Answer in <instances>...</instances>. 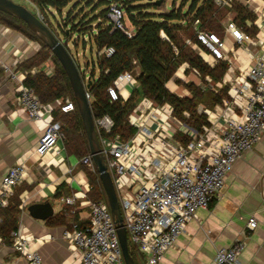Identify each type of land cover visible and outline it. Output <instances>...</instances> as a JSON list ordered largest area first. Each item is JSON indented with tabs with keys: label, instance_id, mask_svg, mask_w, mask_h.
Returning a JSON list of instances; mask_svg holds the SVG:
<instances>
[{
	"label": "built area",
	"instance_id": "1",
	"mask_svg": "<svg viewBox=\"0 0 264 264\" xmlns=\"http://www.w3.org/2000/svg\"><path fill=\"white\" fill-rule=\"evenodd\" d=\"M29 2L37 16L47 24L48 21H45L37 6ZM231 2L215 0L220 7L230 6ZM108 16L114 29H121L127 36H133V29H129L123 21L125 17L120 5L113 3ZM226 18L228 22L224 29L236 42L241 46L245 43H259L262 52L254 63L239 65L236 71L225 40L218 33L202 30L198 19L194 21L193 28L198 41L187 39L186 44L210 66L218 61H224L227 65L218 82H213L209 76L202 78L200 71L187 62L179 67L183 76L178 77L184 79L186 84L191 81L213 92L228 86V97L223 98L221 103L212 108L202 103L198 105L197 111L205 116L206 124L199 128L193 127L184 118L175 116L174 107L170 103H156L145 96L127 116V122L135 132L125 141L119 135H112L114 120L111 116L106 114L94 118L98 136L103 133L99 137L101 152L114 182L129 249H134L144 264L159 263L165 251L186 231L187 222L197 216L199 209L207 208L219 194L234 162L245 151L251 150L264 133V42L242 31L234 22L231 12L227 13ZM161 35L165 37L163 32ZM114 52V47L109 46L98 50L97 55L110 57ZM16 62L12 65L0 61V71L14 79L19 75L25 78L26 73L17 69ZM187 70L189 73H186ZM32 72H36V69ZM45 72L52 75L53 70L47 66ZM185 83L175 85L187 91L185 95L175 91L173 93L179 97H192ZM137 86V74L128 70L114 79L107 92L112 101L119 98L126 101ZM86 96L91 103L93 97L88 88ZM17 100L29 119L41 123L39 129L42 132L35 153L40 157L52 152L58 153L59 143L64 141L65 135L62 123L54 119V112L72 111L75 108L74 102L66 98L43 103L34 89L24 82L18 85ZM183 117L189 118V113L184 111ZM80 162L90 171L96 170L91 153L83 156ZM24 170L23 165L17 164L11 166L3 176L0 184V211L9 205L15 186L24 178ZM88 191L89 185L86 189L76 191L66 202L74 203L76 198L85 197ZM88 206L89 223L84 227L74 223L72 229H65L63 233L72 251V264H125L108 201L100 199L89 202ZM257 224V219L250 217L244 233L253 231ZM10 236L11 246L27 264H42L41 255L31 248L35 240L31 234L18 227ZM3 240L0 236V243ZM244 245V241L237 239L231 246L218 249L210 264H238Z\"/></svg>",
	"mask_w": 264,
	"mask_h": 264
},
{
	"label": "crops",
	"instance_id": "2",
	"mask_svg": "<svg viewBox=\"0 0 264 264\" xmlns=\"http://www.w3.org/2000/svg\"><path fill=\"white\" fill-rule=\"evenodd\" d=\"M238 1L258 15L254 22L258 29L256 34L244 32L264 42V0ZM231 14L235 15V12L231 11ZM246 23L251 26L250 21ZM126 26L131 28L127 23ZM220 37L226 42L227 53L234 59L236 71L239 65L254 63L262 52L259 43L241 46L225 29ZM38 47L37 41L0 23V61L14 65L15 60L19 62L30 57ZM47 66L44 63L40 69L45 70ZM178 74L183 76L181 70ZM23 80L22 75L14 79L0 71V184L11 166L21 164L25 167L24 178L15 186L13 195L19 200L18 227L34 237L31 248L41 255L42 264H72V251L63 233L65 229H72L74 223L79 227L89 223L88 204L94 195L92 184L88 169L79 157L68 151L65 139L59 143L58 153H48L43 157L35 153L42 132L39 129L41 123L29 119L17 100V88ZM176 89L172 91L177 92ZM183 90L185 95L187 91ZM95 176L100 181L99 173L93 178ZM88 185L85 197L76 198L74 203L66 202L76 191L86 189ZM101 188V181L100 184L97 182V195L105 198ZM42 202L51 204L53 214L44 219L31 216L28 207ZM250 217L256 218L258 224L245 234ZM185 230L165 251L158 264H210L218 249L231 246L237 239L245 243L238 264H264V133L251 150L245 151L234 162L219 194L207 208L198 210L197 216L187 222ZM0 264L27 262L11 243L3 240L0 243Z\"/></svg>",
	"mask_w": 264,
	"mask_h": 264
},
{
	"label": "trees",
	"instance_id": "3",
	"mask_svg": "<svg viewBox=\"0 0 264 264\" xmlns=\"http://www.w3.org/2000/svg\"><path fill=\"white\" fill-rule=\"evenodd\" d=\"M29 1L37 6L46 22L48 21V13L51 14V9H55L62 14L63 9L72 3V0ZM93 1L87 3L93 4ZM113 3L120 5L124 16L126 14L130 27L134 31L132 37L127 36L121 29L113 28L114 24L108 16L109 8ZM164 3L165 0L160 5L154 3L149 5L161 7ZM76 4L62 19V23L58 25L59 30L68 41L81 32L85 45L87 42L83 35L90 31L89 41L91 45L94 42L97 51L104 47H114L115 52L112 56L97 55L96 62L92 60L91 85L88 91L93 97L90 107L94 118L106 114L111 116L114 120L112 135H119L123 141L127 140L135 132L134 128L128 124L127 116L136 103L144 96L151 98L156 103H170L174 107L175 116L181 119L184 118L191 126L196 128L207 123L205 116L197 111L200 103L212 108L215 104L221 103L223 98L228 97V86L213 92L207 88L203 89L194 83H187L185 87L191 92L192 97H179L168 86L171 82L174 86L181 83L177 77L179 67L183 62H187L191 67L197 68L202 78L209 76L213 82L220 81L227 69L224 61H218L214 66H210L194 49L186 44L187 39L198 41L193 28V23L196 19L200 21L202 30L221 35L224 33L221 19L224 16L226 18L227 13L232 11L235 12L234 22L240 29L250 35H255L258 30L254 24L258 15L241 4V2H238V0H232L230 6L223 7L217 6L215 0H182L178 9L175 8L176 0H174L173 8L170 12L158 14L143 11L141 6H133L128 0L123 3H119L116 0H98V4H103L104 9L95 16V19L101 18L103 23L98 24L100 28L96 34H93L92 19L84 13L74 15V10L77 8ZM98 4L95 3L94 8ZM183 7H187L186 13L182 12ZM0 14L3 15L0 16L1 24L21 32L27 38L38 42L39 47L35 53L17 62L16 67L26 73L23 80L24 84L34 89L41 102L50 103L56 99L65 100L66 98H70L74 102V110L69 112L56 110L54 119L62 123L65 146L68 151L74 153L80 159L88 155L90 148L83 121L69 78L60 61L23 20L1 11ZM123 21L126 23L125 19ZM186 21L187 24H185ZM248 21L251 22V26L247 25L246 22ZM47 26L50 27L49 21ZM66 30H68V33ZM162 32L165 37H162ZM77 40H79V36ZM49 59H52L55 64L52 75H48L45 70L40 69V66ZM96 66L100 72L98 78H95L94 73ZM33 69H36V72H32ZM128 70L135 71L137 74L138 86L128 100L125 101L119 98L112 101L107 88L120 73ZM186 73H189V70ZM184 111L189 113V118L183 117ZM102 136L103 133H99V137L101 138ZM97 173L96 170L93 172L88 169L89 180L94 194L93 201L104 199L100 198V194L97 195L95 189L96 183L100 184L97 176L93 178V175ZM18 204L19 200L13 196L10 198L9 205L0 211L2 219L0 221V236L7 243H12L10 234L18 227V216L20 213ZM130 251L136 264H140L142 262L139 259L140 256L134 249Z\"/></svg>",
	"mask_w": 264,
	"mask_h": 264
},
{
	"label": "water",
	"instance_id": "4",
	"mask_svg": "<svg viewBox=\"0 0 264 264\" xmlns=\"http://www.w3.org/2000/svg\"><path fill=\"white\" fill-rule=\"evenodd\" d=\"M162 1L163 0H155L154 4L160 5ZM0 11L23 20L28 25L30 30H32V32H34V34L50 48L52 53L58 58L60 64L64 68L72 86L74 98L83 121L90 153L95 163L96 170L99 173V178L116 224L124 262L125 264H136L129 249L127 230L124 226L116 189L105 158L101 152V145L98 132L95 127L94 116L86 96V89L91 85L90 76H85L81 73L80 68L76 64L68 48L69 41L65 39V37L57 30L48 27L47 24H45L37 16V14L31 12L26 6L16 3L13 0H0ZM66 32L68 33V30H66ZM28 211L31 216L41 219L48 218L53 214L51 204L44 202L31 204L28 207Z\"/></svg>",
	"mask_w": 264,
	"mask_h": 264
},
{
	"label": "rangeland",
	"instance_id": "5",
	"mask_svg": "<svg viewBox=\"0 0 264 264\" xmlns=\"http://www.w3.org/2000/svg\"><path fill=\"white\" fill-rule=\"evenodd\" d=\"M13 1L16 2V3H19V4H23L31 12H34L35 13V8L31 5V3L29 1H27V0H13ZM91 1H93V0H72V3L67 8L63 9L62 14H60L59 12H57L55 9H51L50 12L52 14H54V15L48 13L47 19L49 21V26L51 28L57 30L61 34V32L59 31L58 25L62 23V19H64V17L68 13V11L72 9L73 5L77 3L76 4L77 5V8L74 10V15L76 16L77 14L84 13L85 15H87V17H89L90 19H92V21H91L92 27H93L92 33L93 34H96L98 32V29L100 28L98 26V24L99 23H103V20L101 18H96L95 19V16L98 15V14H100V12L104 9V5L103 4H98V0H94L93 1L94 2L93 4L92 3L91 4H88L87 3V2H91ZM112 1H114V0H112ZM116 1H118L119 3H123V2H125L127 0H116ZM128 1H130V3L133 6H141V8H142L143 11H146L148 13H155V14L170 12L172 10V8H173V2H174V0H165V3H164L163 6H161V7H154V6H151L149 4L150 3H154L155 0H128ZM181 2H182V0H176V6H175L176 9L179 8ZM95 3H97L98 5L94 8V4ZM187 7H183L182 8V12L183 13H186ZM72 12H73V10H72ZM233 14H234V12H233ZM0 16H3V15L0 14ZM72 16H73V14H72ZM233 16L235 17V15H233ZM124 17H125L126 23L128 24V26H130V22H128V19L126 17V14H125ZM185 18H188V17H185ZM227 22H228V19L225 18V16L222 17L221 24L223 26V29L227 25ZM185 24H187V21L185 22ZM19 33H21V32H19ZM22 35L25 36L24 34H22ZM78 36H79V40H77V37ZM83 36H84V39L87 42L86 45L83 43L82 33L79 32L78 34H76L74 36L73 39L69 40V46H68V48L70 50V53H71L73 59L75 60V62L78 65V67L80 68L81 73L83 75H85V76H90L92 74V68H93L92 60H95V62L97 60V54H96L97 53V48H96V45L94 44V42H92L93 45H91V43L89 41V37L91 36L90 31L87 32V33H85V35H83ZM45 64L48 65V66H51L52 67V70L54 72L55 64L52 61V59H49ZM94 73H95V78H98L99 75H100V72H99V68L97 66L95 68V72ZM177 78H179V77H177ZM180 81H181L180 84H176V83L175 84L176 85H182V83H185L184 82V79H180ZM190 82L191 81H189L187 83H190ZM168 86H169V88L171 90H175L177 88V87L176 88H171V84H169ZM178 89L179 88H177L176 91L179 94L184 95V93H182V90L183 89L181 88L180 91H178ZM104 199L107 200V197H105Z\"/></svg>",
	"mask_w": 264,
	"mask_h": 264
},
{
	"label": "bare ground",
	"instance_id": "6",
	"mask_svg": "<svg viewBox=\"0 0 264 264\" xmlns=\"http://www.w3.org/2000/svg\"><path fill=\"white\" fill-rule=\"evenodd\" d=\"M203 56H205V55H203ZM206 57V56H205ZM179 89H181V88H179Z\"/></svg>",
	"mask_w": 264,
	"mask_h": 264
}]
</instances>
